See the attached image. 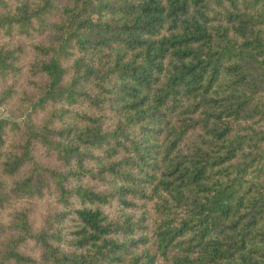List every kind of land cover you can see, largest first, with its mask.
<instances>
[{
    "label": "trees",
    "instance_id": "trees-1",
    "mask_svg": "<svg viewBox=\"0 0 264 264\" xmlns=\"http://www.w3.org/2000/svg\"><path fill=\"white\" fill-rule=\"evenodd\" d=\"M12 108L0 264H264V0H0Z\"/></svg>",
    "mask_w": 264,
    "mask_h": 264
},
{
    "label": "rangeland",
    "instance_id": "rangeland-1",
    "mask_svg": "<svg viewBox=\"0 0 264 264\" xmlns=\"http://www.w3.org/2000/svg\"><path fill=\"white\" fill-rule=\"evenodd\" d=\"M0 115L5 118L19 120V118L17 117V111L15 110V108L9 109V111H5L4 109H1ZM33 203L36 207L35 212L33 214V222H34L35 227L38 229L43 224L48 211H50V208L54 209L56 207V204H55L54 199L50 197H46L43 200H35ZM143 210L149 211L147 208H144ZM114 211L115 209L108 210V212H111V213H114ZM10 220H11V217L9 214H5L1 216L0 226L5 227V229L7 230L10 226ZM10 237H11L10 231H7L6 233L0 236V255L4 251L7 241ZM23 250L26 253L31 254L32 256H35V257L38 256L36 251L33 248V244H30L28 247H26Z\"/></svg>",
    "mask_w": 264,
    "mask_h": 264
}]
</instances>
